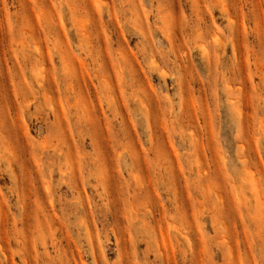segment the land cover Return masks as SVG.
Returning <instances> with one entry per match:
<instances>
[{
	"label": "rangeland",
	"instance_id": "374dc122",
	"mask_svg": "<svg viewBox=\"0 0 264 264\" xmlns=\"http://www.w3.org/2000/svg\"><path fill=\"white\" fill-rule=\"evenodd\" d=\"M0 264H264V0H0Z\"/></svg>",
	"mask_w": 264,
	"mask_h": 264
}]
</instances>
